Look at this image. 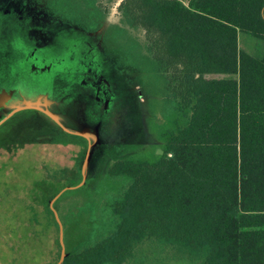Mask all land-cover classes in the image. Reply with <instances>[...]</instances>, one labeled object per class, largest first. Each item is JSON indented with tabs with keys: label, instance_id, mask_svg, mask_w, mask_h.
<instances>
[{
	"label": "trees",
	"instance_id": "obj_1",
	"mask_svg": "<svg viewBox=\"0 0 264 264\" xmlns=\"http://www.w3.org/2000/svg\"><path fill=\"white\" fill-rule=\"evenodd\" d=\"M119 7L146 29L157 65L173 70L154 97L165 102L155 129L163 151L95 173V248L91 239L67 244L62 264H121L137 247V264H264V0ZM102 17L95 0V20ZM239 32L263 41L261 55L240 48ZM130 43L126 50L139 51ZM89 189L76 188L77 215L68 213L64 238L68 227L88 226L78 210L89 206ZM43 202L45 219L36 218L53 231L54 261L57 223Z\"/></svg>",
	"mask_w": 264,
	"mask_h": 264
},
{
	"label": "flooded vegetation",
	"instance_id": "obj_2",
	"mask_svg": "<svg viewBox=\"0 0 264 264\" xmlns=\"http://www.w3.org/2000/svg\"><path fill=\"white\" fill-rule=\"evenodd\" d=\"M120 3L118 20L105 22L106 9L102 19L95 20V0H0V19L11 20L0 22V245L7 238L4 236L14 233L15 241L6 243L10 250L18 249L22 228L29 230L31 243L45 238V224L36 214L45 219L43 201L49 207V199L58 190L48 198L44 194H51L55 187L76 185L82 177L86 138L63 130L43 110L70 130L83 131L80 127L84 126L94 137L97 130L100 140L93 146L81 185L90 188V199L85 196L89 206L82 203L84 209L78 210L89 218L88 226L66 229L65 250L67 244L78 246L89 239L95 248V173L109 170L124 158L162 155L155 129L158 109L165 102L154 97L173 70L157 65L148 50L151 39L146 29L126 22ZM115 38L123 43L117 44ZM132 38L139 45V51L133 53L126 50ZM26 102L43 110L25 108L6 116ZM67 144L74 151L73 165L56 167L42 177L45 163L35 161L34 150ZM3 150L8 152L6 158ZM74 179L77 181L70 184ZM63 193L53 206L64 231L69 207L76 202ZM79 234L84 237L75 242ZM138 251L135 248L131 258L121 264L139 263ZM59 253L60 245L57 258L48 264H54Z\"/></svg>",
	"mask_w": 264,
	"mask_h": 264
},
{
	"label": "rangeland",
	"instance_id": "obj_3",
	"mask_svg": "<svg viewBox=\"0 0 264 264\" xmlns=\"http://www.w3.org/2000/svg\"><path fill=\"white\" fill-rule=\"evenodd\" d=\"M121 0H97V3L101 6L102 10L106 11V17L105 22H113L118 20L117 17V6L120 3ZM186 2V0H183ZM105 15V13H104ZM0 22H11V20H5L0 19ZM139 36L141 35L142 31L138 30L137 32ZM238 40H239V46L240 48L246 50L247 52L253 54V55H261L263 50V41L250 35L246 32H239L238 34ZM121 47V46H120ZM163 78H161L162 81ZM162 86V85H160ZM159 86V87H160ZM80 129L85 130L84 126H81ZM73 131V130H72ZM100 143V140H99ZM98 143V144H99ZM97 144V145H98ZM5 158L7 157L8 152L3 150ZM74 151L72 149L71 144L63 145V146H55V145H42L38 146L34 152L33 157L35 161L39 164L40 162L45 163L43 165L41 173L42 177H45L47 173H50L54 170L56 167H61L64 165H73L74 163ZM148 153H150L148 151ZM22 163L20 160H16L15 163ZM81 191H76V189L69 190L67 193H65L66 197H74L75 202H78V195ZM2 194V193H0ZM6 197L4 193V198ZM11 203L15 204L16 201H13L11 199L7 200ZM69 212H73L77 215V210L73 209V205L69 207ZM22 213H20V219L22 218ZM75 215V216H76ZM5 217V216H4ZM3 217V221L4 218ZM24 217V216H23ZM12 221V220H10ZM22 228V227H21ZM29 230L27 228H22L20 231V243L18 246V249L12 248V250L8 249L7 242H14L13 239L15 237L14 233H10L6 239H4V244L0 245V264H48L50 259L53 258V244H52V234L53 231L51 229L43 228V234L45 238H43L40 241H36L33 243L29 242ZM22 238V239H21ZM3 247V248H1ZM16 249V250H14ZM168 264H170L168 262ZM183 264H190V262L185 261Z\"/></svg>",
	"mask_w": 264,
	"mask_h": 264
},
{
	"label": "water",
	"instance_id": "obj_4",
	"mask_svg": "<svg viewBox=\"0 0 264 264\" xmlns=\"http://www.w3.org/2000/svg\"><path fill=\"white\" fill-rule=\"evenodd\" d=\"M25 108H38V109L43 110L41 107L35 105L32 102H26L25 104L18 105L16 107H14L6 116H9V115L13 114L15 111H18L20 109H25ZM43 111L47 115H49L63 130L68 131V132H72V133H76V134H80V135L84 136L87 140V146H86L85 154H84L83 161L81 164V176L82 177H81L80 182L77 183L76 185H66V186L62 187L49 199V207L52 210L54 218L58 224V241H59V245H60L59 258L54 264H61L64 257L66 256L65 243H64V239H63L64 231H63V224L61 222V219L59 218L58 212L56 211L55 207L53 206V203L65 190L77 188L84 183L85 178H86V174H87L88 163H89V160L91 158L92 151H93V146H94V144L96 146L99 143V136H98L97 130H95V137L90 135L88 129H85L83 131H72V130L68 129L67 127H65L61 123V121L58 119V117L55 116L53 113L49 112L48 110H43Z\"/></svg>",
	"mask_w": 264,
	"mask_h": 264
}]
</instances>
